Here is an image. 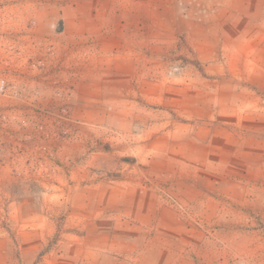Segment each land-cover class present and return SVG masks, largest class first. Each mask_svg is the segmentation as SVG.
Segmentation results:
<instances>
[{"label": "rangeland", "instance_id": "374dc122", "mask_svg": "<svg viewBox=\"0 0 264 264\" xmlns=\"http://www.w3.org/2000/svg\"><path fill=\"white\" fill-rule=\"evenodd\" d=\"M0 264H264V0H0Z\"/></svg>", "mask_w": 264, "mask_h": 264}, {"label": "bare ground", "instance_id": "6f19581e", "mask_svg": "<svg viewBox=\"0 0 264 264\" xmlns=\"http://www.w3.org/2000/svg\"><path fill=\"white\" fill-rule=\"evenodd\" d=\"M188 209V208H187ZM220 245V244H219ZM200 250V249H199Z\"/></svg>", "mask_w": 264, "mask_h": 264}]
</instances>
